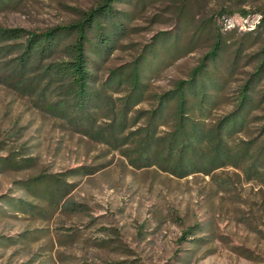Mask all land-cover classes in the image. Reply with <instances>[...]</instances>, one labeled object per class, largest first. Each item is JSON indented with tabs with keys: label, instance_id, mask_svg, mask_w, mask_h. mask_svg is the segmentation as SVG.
<instances>
[{
	"label": "rangeland",
	"instance_id": "obj_1",
	"mask_svg": "<svg viewBox=\"0 0 264 264\" xmlns=\"http://www.w3.org/2000/svg\"><path fill=\"white\" fill-rule=\"evenodd\" d=\"M98 1L20 0L0 11V25L46 30L79 19ZM115 6L131 15L129 34L102 64L101 80L111 69L132 62L159 32H180V9L188 22L184 40L211 15L229 44L250 36L251 43H246L230 75L238 45L222 60L221 69L229 79L214 116L233 108L259 61L256 54L264 38L259 11L264 10V0H185V4L182 0H119ZM221 8L234 14L218 15ZM242 9L252 12L244 16ZM211 43L205 34L192 52L149 73L148 98L139 107L150 108L155 95L188 78ZM263 89L264 81L257 88L258 99L263 98ZM260 105L240 137L262 134L264 98ZM22 147L27 155L37 157V163L0 173V201L7 194L39 203L19 182L40 171L57 173L81 164L105 163L106 167L91 176L70 178L78 185L52 219L0 212V237L17 239L0 246V264H264V185L248 180L241 170L219 169L218 185L209 176L177 178L156 168L136 169L119 151L65 127L60 119L37 108L30 96L0 80V155ZM191 227L195 234L183 240V232ZM26 231L34 232L27 234L28 240L21 237Z\"/></svg>",
	"mask_w": 264,
	"mask_h": 264
},
{
	"label": "trees",
	"instance_id": "obj_2",
	"mask_svg": "<svg viewBox=\"0 0 264 264\" xmlns=\"http://www.w3.org/2000/svg\"><path fill=\"white\" fill-rule=\"evenodd\" d=\"M19 1L0 0V11ZM117 1L99 0L82 11L79 19L46 30L0 25V80L30 96L37 108L60 119L65 127L106 145L110 151H119L136 169L156 168L177 178L209 176L219 185L217 171L234 167L248 180L264 185V128L259 136L240 137L248 131L264 98V89L263 98L256 97L264 81V38L256 54L258 64L241 86L235 105L215 117L229 79L221 69L222 60L232 46L238 45L229 65L230 75L250 36L229 44L211 15L193 27L184 40L182 32L188 22L180 9V32H159L132 62L111 69L101 80L98 72L102 64L129 34L127 20L131 15L117 9ZM182 2L185 4V0ZM251 12L241 10L244 16ZM259 12L262 26L264 10ZM217 13L230 16L234 11L221 8ZM205 34L212 43L188 78L155 95L150 108H140L148 98V74L167 60L192 52ZM24 148L0 155V173L36 165L37 157L27 155ZM105 167V163L81 164L57 173L37 172L19 183L39 203L6 194L1 197L0 212L10 210L17 215L52 219L78 185L70 178L91 176ZM32 233L26 231L21 237L28 240L27 234ZM194 234V227L186 229L182 239ZM15 242V238L0 237V246Z\"/></svg>",
	"mask_w": 264,
	"mask_h": 264
}]
</instances>
